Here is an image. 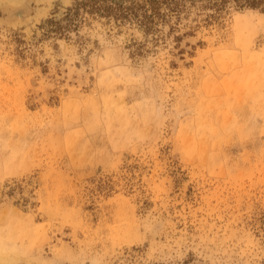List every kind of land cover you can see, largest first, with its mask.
I'll list each match as a JSON object with an SVG mask.
<instances>
[{
	"label": "rangeland",
	"instance_id": "374dc122",
	"mask_svg": "<svg viewBox=\"0 0 264 264\" xmlns=\"http://www.w3.org/2000/svg\"><path fill=\"white\" fill-rule=\"evenodd\" d=\"M76 2L0 0V264H264V13Z\"/></svg>",
	"mask_w": 264,
	"mask_h": 264
},
{
	"label": "trees",
	"instance_id": "16d2710c",
	"mask_svg": "<svg viewBox=\"0 0 264 264\" xmlns=\"http://www.w3.org/2000/svg\"><path fill=\"white\" fill-rule=\"evenodd\" d=\"M236 1L240 8L259 10L264 13V0ZM184 10L183 0H77L75 5L68 9L66 14L68 22L64 26L77 27L78 23L74 22L83 11L119 23L131 22L147 36L158 32L157 28L160 25L169 23L170 17L175 16L178 19ZM112 187L111 181L103 179L97 185L100 191H106Z\"/></svg>",
	"mask_w": 264,
	"mask_h": 264
},
{
	"label": "water",
	"instance_id": "95a60500",
	"mask_svg": "<svg viewBox=\"0 0 264 264\" xmlns=\"http://www.w3.org/2000/svg\"><path fill=\"white\" fill-rule=\"evenodd\" d=\"M19 16H22L20 13H17ZM12 15V14H11ZM17 16V15H16Z\"/></svg>",
	"mask_w": 264,
	"mask_h": 264
}]
</instances>
